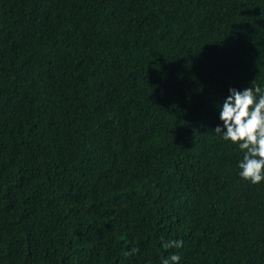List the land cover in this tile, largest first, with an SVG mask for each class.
Returning a JSON list of instances; mask_svg holds the SVG:
<instances>
[{
	"label": "trees",
	"instance_id": "trees-1",
	"mask_svg": "<svg viewBox=\"0 0 264 264\" xmlns=\"http://www.w3.org/2000/svg\"><path fill=\"white\" fill-rule=\"evenodd\" d=\"M254 80L264 0H0V264H264L214 132Z\"/></svg>",
	"mask_w": 264,
	"mask_h": 264
},
{
	"label": "clouds",
	"instance_id": "clouds-1",
	"mask_svg": "<svg viewBox=\"0 0 264 264\" xmlns=\"http://www.w3.org/2000/svg\"><path fill=\"white\" fill-rule=\"evenodd\" d=\"M222 127L214 132L230 146L234 145L242 153L238 162L239 177L252 185L264 181V89L254 80L244 90L229 89L219 112ZM165 249L183 247V240L163 241ZM138 251L133 248L125 255ZM178 253L171 254L162 264H179Z\"/></svg>",
	"mask_w": 264,
	"mask_h": 264
}]
</instances>
